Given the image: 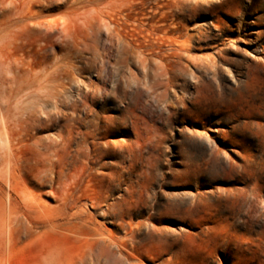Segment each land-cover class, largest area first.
<instances>
[{
	"label": "rangeland",
	"instance_id": "1",
	"mask_svg": "<svg viewBox=\"0 0 264 264\" xmlns=\"http://www.w3.org/2000/svg\"><path fill=\"white\" fill-rule=\"evenodd\" d=\"M8 1L0 0V19ZM32 9L37 18L26 21L28 29H0V52L12 49L38 70L49 63L52 77L65 83L61 109L70 115L83 113V96L106 93V102L96 98L87 110L117 132L99 140L101 157L79 174V183L89 184L91 192L104 190L112 177L116 183L126 138L135 179L149 186L158 168L168 181L175 174L185 182L163 188L183 198L176 215L162 205L144 209V198L134 195L127 220L141 225L136 239L142 253L127 260L113 246L115 253L100 264H264V0H32ZM160 65L182 70L168 93L154 75ZM108 75L111 80L104 83ZM124 115L131 121L128 137L119 132ZM79 130L75 127V134ZM56 133L40 132L44 138ZM212 146L220 152L217 164L208 166V178L189 177L192 160L200 161ZM23 154L29 189L40 201L27 206L0 182V264H79L89 233L95 227L115 230L114 220L82 201L73 210L64 205L63 188L42 183L27 147ZM195 193L208 198L199 195L194 203ZM76 208L83 209L81 219L71 214ZM206 211L217 218L223 213L224 219L202 221ZM150 213L173 221L148 219ZM8 225L11 236L5 234ZM89 259L84 264H93Z\"/></svg>",
	"mask_w": 264,
	"mask_h": 264
},
{
	"label": "bare ground",
	"instance_id": "2",
	"mask_svg": "<svg viewBox=\"0 0 264 264\" xmlns=\"http://www.w3.org/2000/svg\"><path fill=\"white\" fill-rule=\"evenodd\" d=\"M6 6L2 14L3 16L0 19L1 30H10L13 25L15 28L26 29L28 26V22L26 21L37 18L35 11L32 9V0H9ZM36 21L41 23V20ZM17 22H20L19 26ZM15 23H17V25H15ZM144 38L147 37L144 36ZM17 48L20 47L18 46ZM183 49L189 50L190 45L187 48H180V51ZM6 51L7 52H0V182L7 185L8 187H6L10 189L8 193L10 197L12 194H15V196L20 198L23 204L30 207L34 206L35 203H39L40 200L38 201L30 191L28 186L29 181L23 171V153L24 149L27 147L30 150L29 160H32L36 166L37 175L41 182L48 181L51 184H55L59 189L63 188L62 202L64 205L73 210L79 205V202L82 201L84 205L89 204L95 210V214L101 215L103 218H112L114 220L115 230L105 232L98 227H95L94 230L90 228L92 231L89 233V237H86L87 248L84 250L79 264H84L88 258H92L93 264H100L102 258L115 253L113 246H115L118 252L123 254L127 260L138 256V252H142L136 238L141 234L142 228L139 223L134 225L131 220H127L130 216V210L133 208L132 203L136 202V200H132L133 196L137 195L139 198H144V200H142L144 209H155L156 206L162 205L165 213L176 215L175 213L180 210L179 207H176V204L177 202H179V205L182 204L183 198L177 193H165L163 188L170 185L176 186L183 184L185 183L184 180H180V176L171 173L172 176H170L173 177V179L168 181L167 173L160 172L158 168H156V172L154 171L149 186L135 179L132 154L129 149L131 140L126 138L123 142L124 150L118 153V156L122 158L120 161L122 166L121 172L116 178L117 182L113 184L112 181H114V178L112 177L104 190L94 189V192H91L89 184L82 185V183H79L81 177L79 174L83 171L93 169V164L101 157L98 152L100 147L99 144H101L99 140L110 134L117 133L116 129L112 127L115 126L114 124L109 123V121L105 119H101L105 124L102 125L96 113L92 112L90 109L87 110L89 102H96V98L102 97V102H106V93L105 95L104 93L98 96L94 95V97L93 95L83 96L81 101V105L83 109H85L83 113L77 114L75 110V113L73 112V114L70 115L61 109V105L64 103L62 95L64 90H66L64 89L66 88L64 87L65 83L62 77H52L54 72L51 73L48 66L49 63L45 64L44 62V66H40L41 69L38 70V67H33L30 63L32 59L26 62L24 59L23 61L21 59L23 57L20 58L18 56L19 54L17 55L14 50L12 51V49H10L8 51L7 49ZM174 56L179 58L180 52L176 51ZM42 61H44V59ZM58 62H56L54 66H56ZM213 63L216 64V62ZM33 65L37 66L36 64ZM51 66L53 65L51 64ZM61 68L59 70H61ZM55 69L58 70L54 67L52 71ZM183 70H186V66ZM181 71L182 70L177 68V66L164 67L161 65L155 70L154 75L156 78H160L161 82L163 81L164 93L169 92V87L174 84L176 75H179ZM200 72L204 73V70L202 69ZM66 78L68 80L70 77L67 75ZM109 80H111V75L103 78L104 83H107ZM206 80L212 83L211 77H208ZM68 81L67 83L69 84L70 82ZM70 81H72V79ZM130 104V102H127L123 110L129 108ZM49 105L51 106L49 110H45ZM76 107L77 105H75L74 108L76 109ZM43 113L46 115L45 118L42 117ZM120 123L123 126L119 132L127 137L132 135L130 132L131 121L128 116L124 115ZM193 124L199 125L197 121L193 122ZM75 127L80 129L77 131V134H75L74 131ZM54 129L57 130L56 136L48 135L44 138L40 134L42 131ZM238 143V140L234 141V144ZM73 144L76 145V148H74V150H69ZM219 152L220 149L212 146L210 152H203L201 157H198L200 161L197 159L194 161L193 159L194 174L189 177L195 179L208 178V166L217 164L215 157L216 153ZM70 155L75 158L73 163L72 160L69 159ZM192 156L193 155H191V157ZM77 161H80L82 165L77 166L75 164ZM202 164H206L207 166L202 168ZM57 167H59V169H57ZM70 167H72L71 170H73V172H71ZM143 171L144 170L139 171L136 176L138 178L142 176L144 174ZM69 178L72 179L70 183L68 182ZM187 179L189 178L187 177ZM212 180L214 179H211V181ZM215 180L218 181L219 179ZM123 185L125 186L122 187ZM116 191H122V193L120 196L116 197L113 202L108 203V199H110L111 195ZM102 192L103 195L101 194ZM199 195L202 199L208 198H206L204 194L195 193L194 197H196V201L194 203L198 201L197 197ZM13 199L15 201V198ZM160 200H164L165 202L160 203ZM11 202L12 201L9 202V206L13 204ZM205 203L207 204L209 201L205 200ZM98 208L102 210V213L96 212ZM81 209L82 208L74 210L71 214L74 215L75 218L81 219L83 217V213H80ZM205 214H207V216H203L201 219L205 222H215L224 216L223 213H218L219 216L217 218L216 213L207 211ZM92 216L93 215H88V218ZM183 216L187 220L194 222L198 221V219H194L190 215ZM148 219L173 221L170 218L156 216L153 213L149 214ZM223 219L224 218H222V220ZM85 220L88 221V219ZM152 229L153 227H149L148 232ZM13 230V227L8 225L6 226L5 234L11 236L14 232ZM121 230H124L123 235L115 234V232Z\"/></svg>",
	"mask_w": 264,
	"mask_h": 264
}]
</instances>
